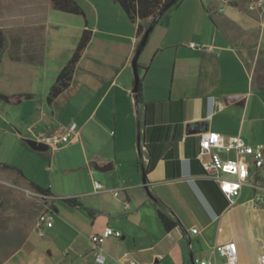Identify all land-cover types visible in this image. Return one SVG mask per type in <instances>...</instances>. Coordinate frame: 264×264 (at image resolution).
<instances>
[{
	"label": "crops",
	"instance_id": "crops-1",
	"mask_svg": "<svg viewBox=\"0 0 264 264\" xmlns=\"http://www.w3.org/2000/svg\"><path fill=\"white\" fill-rule=\"evenodd\" d=\"M85 1L95 13L93 20L74 19L59 33L50 27L52 9L45 1L0 10L5 39L0 93L19 97L30 117L23 126L27 134L17 129L10 134L46 157L42 166L49 170L44 177L26 164H20V174L0 165V176L48 189L54 212L52 226L45 229L52 238L30 244V233L37 232L34 224L1 264H123L128 258L225 264L213 247L227 241L235 243L238 264H257L264 252V206L250 201L255 168L249 163V175L229 205L196 153L199 134L206 131L264 144V9L250 8L255 0L179 1L145 42L137 62L141 87L136 100L132 58L138 23L114 0ZM191 13L204 18L201 28L193 36L178 37ZM83 29L92 34L72 81L49 104L46 95L54 81L45 79L46 59L55 60L60 48L48 45V38L64 43L73 34L77 40ZM190 41L201 47H189ZM68 48L64 63L75 44ZM72 122L77 133L62 147L35 150L27 143L34 141L37 125L58 133ZM65 198L81 205L72 206ZM158 209L179 224L165 230ZM105 227L121 236L94 247L91 236ZM94 251L106 256L105 263L95 261ZM54 253L58 260L49 261Z\"/></svg>",
	"mask_w": 264,
	"mask_h": 264
},
{
	"label": "rangeland",
	"instance_id": "rangeland-1",
	"mask_svg": "<svg viewBox=\"0 0 264 264\" xmlns=\"http://www.w3.org/2000/svg\"><path fill=\"white\" fill-rule=\"evenodd\" d=\"M75 1L82 9L83 15H74L52 10L50 17L53 22L50 23V27L59 30L61 28L68 27V25L74 24V19H78L80 22H84L85 19H88L89 22L93 20L95 13L90 9L86 1ZM197 1L201 5V1ZM202 1L205 2V0ZM173 10L174 7L169 11ZM169 11L166 12L165 15H167ZM186 17L188 22L180 24V30L177 32L179 33L178 37L193 36L197 29L201 28L202 22H204V18H201V16L197 13L187 14ZM205 19L206 21H211L209 16L205 17ZM57 22L60 23V27ZM58 30L57 32L59 33ZM68 37L71 38L69 39L70 41L67 40L64 43L59 40L55 42L51 37L48 38V45L60 48V55L56 57L55 60H52L51 58L46 59L47 69L45 79L47 81H54L59 70L66 63H64V58L70 54V49L68 48L69 44L71 42H73L75 46L77 44L78 39H74L75 35L73 37V34H69ZM145 45L140 52L138 60L143 49H146ZM6 54L7 50L3 55L4 61L6 60ZM35 86L36 88H39L38 82H35ZM25 107L24 102L8 103L0 101V162L9 164L18 170H20V164H26L29 168H31V171L37 175L46 177L49 170H43L42 163L48 161V159L41 156L36 151L30 150L26 146L20 144L10 134V132L12 133L14 129H17L23 134H27L23 126H25V123L29 124L30 117L27 115L28 112ZM57 111L58 110H56V112ZM59 114L60 112L58 111V113L55 114L56 117L57 115L59 116ZM35 128L36 129L33 131H36L37 133L53 134L52 131H43L40 128V125H37ZM47 150L49 151L51 149ZM34 192L36 191L31 186H23L15 178L3 180L0 176V264L11 256V254L20 246L21 242L28 235L35 224L40 207L37 204ZM61 216L65 221L69 220L66 215L62 214ZM49 238H52L51 235H49L44 229V236H40L36 231H32L30 233L29 241L30 244L34 246ZM48 260L52 262L57 261L58 253H54L51 257L49 256Z\"/></svg>",
	"mask_w": 264,
	"mask_h": 264
},
{
	"label": "built area",
	"instance_id": "built-area-1",
	"mask_svg": "<svg viewBox=\"0 0 264 264\" xmlns=\"http://www.w3.org/2000/svg\"><path fill=\"white\" fill-rule=\"evenodd\" d=\"M250 8L256 7L264 9V0H255L249 5ZM191 48H200L201 45L193 41L187 43ZM77 133V125L72 122L68 124L61 132L53 134L35 133L34 141L42 143L49 148H59L69 142ZM231 153V155H229ZM196 159L203 167L206 174L211 175L219 184L220 190L228 199L229 205L235 203L244 181L249 175V163L256 170L255 179L249 184L253 190L250 201L254 206H264V187L261 185L264 177V144L247 143L240 135H231L224 137L209 131L199 134L198 150ZM259 169V170H258ZM94 187L98 189L100 184L93 181ZM40 211L36 217L35 228L38 235H44V229L49 228L53 224L54 212L50 207L47 199L51 196L42 195L34 192ZM124 208H128V203L124 204ZM193 232L196 229H192ZM120 237L121 232L111 227H105L100 234L91 236L94 247L104 241L107 237ZM214 252L224 257L225 264H238L236 246L233 241H227L214 245ZM95 261L105 263L106 256L94 251ZM123 257L128 256L127 252H123ZM121 261V260H120ZM123 264H154L151 262L139 261L134 258H128ZM198 264H212L210 261L201 260ZM257 264H264V252L258 257Z\"/></svg>",
	"mask_w": 264,
	"mask_h": 264
},
{
	"label": "trees",
	"instance_id": "trees-1",
	"mask_svg": "<svg viewBox=\"0 0 264 264\" xmlns=\"http://www.w3.org/2000/svg\"><path fill=\"white\" fill-rule=\"evenodd\" d=\"M30 0H0V10H6L17 5ZM31 1H45L48 7L52 10H57L60 12L74 14V15H83V11L80 6L77 4L75 0H31ZM119 4L125 15L131 22H137V36L139 37L137 46L139 45L142 36L144 34L145 29L147 28L150 21L157 17V22L168 12L171 8L177 5L179 0H114ZM156 22V23H157ZM155 23V24H156ZM91 30L83 29L78 38L77 44L72 51L71 56L65 63V65L59 70L56 78L49 88L46 101L47 103H52L71 83L73 78V73L75 71L76 65L80 59V56L88 44L91 38ZM5 45V39L3 33L0 30V53ZM145 45V44H144ZM136 46V48H137ZM1 61V60H0ZM137 68L139 65L137 64ZM140 79L138 80L137 90L135 92L136 100L140 99ZM0 101H5L8 103H18L20 101L19 97H8L5 94L0 93ZM0 165L6 168L15 169L19 174L20 171L15 167L1 163ZM29 185L36 191L41 193L42 195L48 194V189L33 183L29 182ZM66 203L72 206H80L81 203L72 199L65 198ZM156 203H159L157 198H154ZM159 218L163 224L165 230H171L179 223L176 219L170 218L166 214H164L161 210L158 209Z\"/></svg>",
	"mask_w": 264,
	"mask_h": 264
},
{
	"label": "water",
	"instance_id": "water-1",
	"mask_svg": "<svg viewBox=\"0 0 264 264\" xmlns=\"http://www.w3.org/2000/svg\"><path fill=\"white\" fill-rule=\"evenodd\" d=\"M157 22V17L153 18L150 23L148 24L147 28L144 31V34L142 36V39L139 43V45L137 46L133 58H132V68H133V73H134V84H133V89L132 92L135 93L137 90V84H138V80H139V73H138V68H137V60L139 57V54L149 36V33L151 31V29L153 28V26L155 25V23ZM28 145L35 150H45L47 149V146L42 144V143H36L33 140H27Z\"/></svg>",
	"mask_w": 264,
	"mask_h": 264
}]
</instances>
